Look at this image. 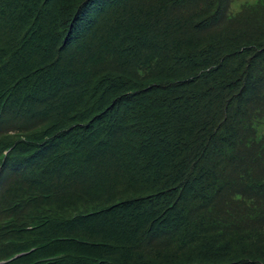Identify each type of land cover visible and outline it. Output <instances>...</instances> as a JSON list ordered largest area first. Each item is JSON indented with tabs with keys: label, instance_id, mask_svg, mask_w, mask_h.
<instances>
[{
	"label": "trees",
	"instance_id": "1",
	"mask_svg": "<svg viewBox=\"0 0 264 264\" xmlns=\"http://www.w3.org/2000/svg\"><path fill=\"white\" fill-rule=\"evenodd\" d=\"M232 1L0 0L2 264H264V0Z\"/></svg>",
	"mask_w": 264,
	"mask_h": 264
},
{
	"label": "rangeland",
	"instance_id": "2",
	"mask_svg": "<svg viewBox=\"0 0 264 264\" xmlns=\"http://www.w3.org/2000/svg\"><path fill=\"white\" fill-rule=\"evenodd\" d=\"M256 1H258V0H233L232 1V9L234 11H236L237 9H240V6L242 4L247 3V2H256ZM17 184H18L17 180H13L11 182V187L12 188H16ZM79 205L81 206L82 204H79Z\"/></svg>",
	"mask_w": 264,
	"mask_h": 264
}]
</instances>
